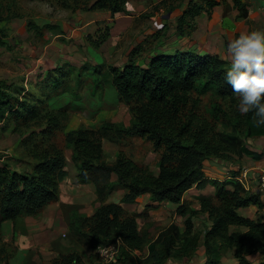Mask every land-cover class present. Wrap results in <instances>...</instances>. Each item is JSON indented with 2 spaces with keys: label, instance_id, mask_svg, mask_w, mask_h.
<instances>
[{
  "label": "trees",
  "instance_id": "16d2710c",
  "mask_svg": "<svg viewBox=\"0 0 264 264\" xmlns=\"http://www.w3.org/2000/svg\"><path fill=\"white\" fill-rule=\"evenodd\" d=\"M64 7L84 10L106 9L112 16L130 13V0H49ZM184 0H160L150 6L152 12L165 8L172 11ZM3 0H0V7ZM220 0H190L188 7L177 20L180 35H190L197 26V16L211 14ZM240 15L247 17V4L235 0ZM0 8V21L21 16L5 7ZM143 15L150 16L152 12ZM29 29L40 35L44 29L55 28L52 24L38 25L28 22ZM107 24L99 26L94 36H88L99 48L110 36ZM6 33L0 26V45ZM139 50L130 53L129 61L121 68L113 64L82 67L84 74L95 75L98 85H105L116 95L115 101L128 104L132 114L129 124L103 120L98 126L85 127L63 132L66 147L73 149V159L78 167L79 182H94L100 208L91 215L80 214L71 224L72 240L95 249L117 237L121 239L117 259L109 264H166L169 257L191 258L198 248L200 233L193 229L191 216L186 218V230L181 233L172 224L157 239L149 242L140 233L136 214L124 209L120 203L107 202L113 188L112 173L126 188L122 201H134L141 193H151L154 200L169 199L180 202L186 189L205 184L204 161L212 156L226 157L229 153H252L244 140L247 137L264 135V126H258L251 113L241 114L236 105L238 96L232 85L224 80L230 62L218 54L178 50L155 52L146 63L139 59ZM139 54V55H138ZM63 68L49 74L35 84L41 91L56 89L65 78ZM81 75V74H78ZM31 91V92H30ZM52 91V90H51ZM33 90L8 79H0V123L8 115L23 116L24 122L37 119L39 133L25 135L23 143L31 158H25L23 169L4 162L0 164V243L3 222L11 221L14 230L27 231V218L40 214L44 207L58 198V182L67 173L64 169L63 149L56 139L59 129L66 125L61 117L64 111L42 112L41 105L47 102L34 95ZM45 106V105H44ZM17 119V118H16ZM36 135V136H35ZM137 137L142 145H150L157 154L159 175L143 161L145 152L128 153L124 141ZM109 139L122 146L114 162L107 160L103 140ZM147 148V149H148ZM24 159V158H23ZM214 197L201 198L203 212L209 213L212 223L205 232L206 259L203 264H221L228 248L235 249L238 264H254L249 255L261 253L264 264V221L241 216L238 208L250 203L263 205L260 195L248 192L240 182L229 189L224 181H215ZM187 208L179 209L186 214ZM193 210L192 213H196ZM232 226H247V230L232 229ZM149 255H144L145 246ZM80 256L75 251L55 258L53 264H79ZM6 264H9L8 261Z\"/></svg>",
  "mask_w": 264,
  "mask_h": 264
},
{
  "label": "crops",
  "instance_id": "0c3cea01",
  "mask_svg": "<svg viewBox=\"0 0 264 264\" xmlns=\"http://www.w3.org/2000/svg\"><path fill=\"white\" fill-rule=\"evenodd\" d=\"M87 1L93 2L94 0ZM159 1L130 0L127 3L130 13L120 12L115 14V16H112L110 11L106 9L84 10L81 7H64L59 3V6H57L56 2L55 8H53L51 4L52 7L47 4L49 6L47 15L48 12L51 11V13L46 18L42 16L40 20V17H36L35 20L40 26L43 24L55 26V28L44 29L48 30L42 34L44 42H33L29 39L30 31L28 24L25 23V26H22V22H19L20 19L10 17L0 22V26L8 34L7 38L4 39L6 45L2 47L10 44L9 39L13 37L14 40H17L16 43L20 44L23 41L24 50H26L25 58L34 65L33 69L29 70L28 73L30 75L36 73L39 76V82L58 70V68H63L62 70L66 71L65 69L68 66L82 67L86 64L92 66L104 65L113 57H119L120 55L121 58L113 65L122 68L129 61L130 53L134 49L144 50L148 48L147 44L142 43L140 40V42L134 40L126 44V34L141 24V22H138L141 20V12L147 10L151 4ZM220 1L221 4L215 7L211 14L203 12L197 16V26L190 35H180L175 26L174 31L177 33L172 41L173 43L150 48L149 55L145 58L142 56V63H146L155 52L175 53L178 50L218 54L229 61L225 47L226 41L228 42L230 39L221 41L219 40L220 34L217 32L213 33V31L226 30L229 32L230 37L235 38L242 31L264 26V0H241L247 4V17L240 15V10L235 4V0ZM189 2L190 0H184L180 6L170 11L174 20L182 15L188 7ZM38 3L42 4V2ZM161 10L163 11L164 9ZM158 14L157 12L152 15L151 19L157 18L156 15ZM160 17L154 22L153 29L149 28L143 32V29H140V38L143 39L144 34H151L154 31L158 32L163 29L167 23V15L162 13ZM205 17L209 19L207 24H204L206 21ZM102 24H107L110 27L111 33L104 44L96 48L88 39V36H94ZM13 30L17 32L14 34L15 36L12 35L10 37L11 33L9 32H13ZM34 31H36V35H39L37 30ZM209 40L218 42L224 49L220 51L216 49L211 50L208 46ZM8 46L10 47V45ZM140 53L143 54L141 51ZM38 62L42 64L39 65ZM38 66L40 67L39 69ZM28 83H25V85L27 86ZM26 89L28 90L29 88L26 87ZM74 110L82 113L76 114L71 122L68 123V131L78 129L85 124L92 125L94 123V118L84 116L83 112L87 113V110L79 106L76 109L74 108ZM131 117L132 114L128 120L119 119V121H116L129 124ZM3 122L0 125H5V122L4 124ZM1 128L3 127L0 126V130ZM244 142L252 150V153L236 152L229 153L226 157L212 156L207 158L203 165L205 184L202 186L194 184L186 189L181 201L178 203L169 199L154 200L149 192L139 194L134 201L124 202L122 199L126 193V188L119 182L116 173H112L111 175L110 179L113 183V188L109 191L106 201L120 203L126 211L136 214L138 229L141 234L147 236L149 242L157 239L172 224H176L179 231L183 233L187 227L186 218L191 216L193 229L195 232L200 233V240L197 250L189 258V264H203L206 259V248L204 246L205 232L210 227L212 221L207 211L203 212L200 210L201 198L214 197L216 195L217 187L215 181L226 182V186L229 189L234 188L233 184L235 182H240L248 192L259 194L263 205L250 203L247 206L238 208V213L250 219L264 221V189L260 188V190L258 183L259 173L264 168V135L247 137ZM121 147L109 139L103 140L104 154L110 162H114L117 159ZM63 155L64 169L67 173L58 182V198L44 207L42 212L37 216L27 218L26 232L20 229L14 230L11 221L5 220L3 222L2 239L22 254L28 253L29 250L33 249L32 262L36 264H53L55 258L73 251L80 256V264H96L95 261L90 260L91 254L95 252V249L83 243L76 241L74 243V240L69 237L71 234L70 224L80 214L93 215L100 208L102 202L98 200L97 187L94 182L78 181L79 170L73 159V149L65 147ZM17 161L19 160L15 162ZM143 161L150 166L155 175H159L160 168L157 165V154L152 149L145 152ZM0 164H4V162L0 161ZM242 165L249 166L247 167L248 177L243 182L239 180ZM22 166V162L21 165L20 162H17V167ZM17 169L22 170L23 168ZM182 207L187 208L185 215L179 211ZM193 210L197 212L192 213ZM232 229L247 230L248 227L232 226ZM149 251V246L146 245L144 255L148 256ZM234 253V248H228L222 257L221 264L224 263L225 256L227 255L235 259V264H238ZM17 257L18 255L16 258L10 256L9 264H13L17 260ZM249 258L254 264H257L262 261L263 255L258 252L249 255ZM171 259L172 262H168ZM186 259L188 258L175 259L169 257L166 263L185 264Z\"/></svg>",
  "mask_w": 264,
  "mask_h": 264
},
{
  "label": "rangeland",
  "instance_id": "374dc122",
  "mask_svg": "<svg viewBox=\"0 0 264 264\" xmlns=\"http://www.w3.org/2000/svg\"><path fill=\"white\" fill-rule=\"evenodd\" d=\"M38 2H42L38 3ZM55 2L56 1H49V0H3L2 8L3 14L6 13L5 7L10 6L11 12L15 13L18 12L21 14V16H15L14 18L20 19L19 22H22V26H25V23L28 24L30 20L35 21L36 17H40V20L43 17H48V15L51 13L47 11L49 10L48 5H52L53 8H55ZM48 4V5H47ZM182 4V3H181ZM50 5V6H51ZM56 5L58 3L56 2ZM152 5V4H151ZM150 5V6H151ZM51 6V7H52ZM147 9L148 11L152 10L151 8ZM42 7V8H41ZM161 9H164L163 11ZM158 11H150L152 14L150 16H145L143 13L145 11L141 12L140 18L141 20L138 22H141V24L134 30H131L126 34V44L128 42H133L134 40H137L138 42L146 43L148 48L147 49H138L143 54L140 53L139 59H142V56L145 58L149 55L150 48L164 46L165 44L169 45L172 44L173 39L176 36L175 26L177 19L174 20V18L171 16L170 11H166L165 8H161ZM55 12V11H53ZM159 13L157 16L160 17V15L166 14L167 15V23L164 25L163 29L160 31H154L151 34H144V38H140V29H143V31H147L149 28L153 29L152 26L155 24L157 18L151 19V16L155 13ZM20 17V18H19ZM161 18V17H160ZM210 18V17H209ZM204 24H207L209 19L205 17ZM1 22V21H0ZM36 22V21H35ZM42 26H45L43 24ZM30 31V37L33 42L42 43L44 42V38L42 35H36V31L29 29ZM48 31V30H44ZM17 31L9 32L11 33L10 37L14 34H16ZM217 32L220 34L219 40L224 41L225 39H231L232 37L229 36V32L226 30H215L213 33ZM46 33V32H45ZM7 33L6 37L7 38ZM139 35V36H137ZM15 36V35H14ZM9 37V38H10ZM209 39V38H208ZM8 40V39H7ZM10 40V47L7 45L5 47H2L0 45V79L5 78L9 81H13L19 85H25V83L29 82L26 87H28L30 90H33L34 95H29V97L33 98L34 96L42 97L43 100H45L47 103L42 104L41 111L45 112V110L49 111H66L67 115L61 117L62 123L66 125V128L61 130L59 129L57 132L56 139L58 138L60 141L58 144L64 148L66 147L65 141L63 139V132L68 131L67 125L71 122L72 118L76 114H81L82 112L74 110V108L82 107V109L87 110L88 112H83L85 117L88 118H94V123L92 125H83L85 127H92V126H98L103 120H113L116 121L119 119L128 120L131 116V112L129 110V105L122 103V102H116L115 101V93L113 91H110L105 85L106 88H104V93L102 86L98 85V83L95 80V75H89L84 74L85 72L83 69L76 68L75 66H68L66 67L65 71V78L57 85L58 87L55 89H48L45 91H41V88H34V85L40 81L39 76L34 73L33 75H30L28 73L29 70L33 69L34 65L26 59L23 41L21 43H16L17 40H14V37ZM140 40V41H139ZM172 42V43H171ZM42 45V44H40ZM227 45V41H226ZM211 50L216 49L217 51L223 50L224 48L221 47V45L213 40H209L208 45ZM166 48V47H165ZM164 48V49H165ZM135 50V49H134ZM226 50V47H225ZM139 55V54H138ZM117 56V55H116ZM24 58L23 60H21ZM119 58H121V55L118 57H113L111 60H109L106 64H115ZM26 60V61H25ZM39 65L42 63L38 62ZM40 67L38 66V69ZM37 70V68H36ZM38 71V70H37ZM81 74V75H78ZM31 92V91H30ZM45 105V106H44ZM115 108V109H114ZM105 109V110H104ZM17 118V119H16ZM35 120H30L29 122H24L23 116L16 114L8 115L5 118V125H0V161L1 162H7L9 164H15L17 167V162H26L25 158H31L28 153L26 156V151L23 143V138L25 135H32L38 134L40 128H38V122ZM3 122V124H4ZM117 122V121H116ZM82 127V126H81ZM35 135V136H36ZM124 147L125 150L128 153H136V151L145 152L148 151L151 148L150 145L146 147L145 145H142L141 139L134 137L129 138L126 141H124ZM148 148V149H147ZM24 158V159H23ZM3 160V161H2ZM16 160H19L15 162ZM22 160V161H21ZM24 165V163H23ZM249 167L248 165H242L241 168L244 170L245 168ZM17 168H23V167H17ZM260 189V187H259ZM261 190V189H260ZM260 192V191H259ZM256 193V192H255ZM71 231V230H70ZM72 232V231H71ZM72 233L70 234V238H72ZM5 244L0 243V264H6L7 261L9 263V257L16 258L17 260L14 261L13 264H36L32 262L34 250L31 249L28 251V253H20L18 250L14 249V247L6 242ZM75 243V241H74ZM77 245V244H76ZM98 246L95 248V252L91 254L90 260L95 261L96 264H109L105 260L101 258L97 251ZM19 253V254H18ZM168 262H172L171 260H168ZM190 259H186L185 264H189ZM166 263V262H165ZM236 261L231 256H225L224 263L222 264H235ZM40 264V263H39ZM80 264V263H79ZM88 264V263H86ZM168 264V263H166Z\"/></svg>",
  "mask_w": 264,
  "mask_h": 264
},
{
  "label": "clouds",
  "instance_id": "9594fccd",
  "mask_svg": "<svg viewBox=\"0 0 264 264\" xmlns=\"http://www.w3.org/2000/svg\"><path fill=\"white\" fill-rule=\"evenodd\" d=\"M230 66L224 80L232 85L241 114L251 113L258 126H264V26L242 31L226 45Z\"/></svg>",
  "mask_w": 264,
  "mask_h": 264
},
{
  "label": "built area",
  "instance_id": "2783aa9c",
  "mask_svg": "<svg viewBox=\"0 0 264 264\" xmlns=\"http://www.w3.org/2000/svg\"><path fill=\"white\" fill-rule=\"evenodd\" d=\"M248 177V171L247 168L241 171L239 175V180L241 182L244 181L245 178ZM258 183L261 189H264V168L259 173L258 177ZM121 239L117 237L115 240L110 241L108 243L99 244L97 251L101 258L105 260L108 263H111L117 259V256L119 254Z\"/></svg>",
  "mask_w": 264,
  "mask_h": 264
}]
</instances>
